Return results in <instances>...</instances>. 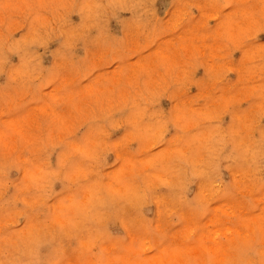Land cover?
Masks as SVG:
<instances>
[{
	"label": "clouds",
	"instance_id": "1",
	"mask_svg": "<svg viewBox=\"0 0 264 264\" xmlns=\"http://www.w3.org/2000/svg\"><path fill=\"white\" fill-rule=\"evenodd\" d=\"M264 0H0V264H264Z\"/></svg>",
	"mask_w": 264,
	"mask_h": 264
},
{
	"label": "rangeland",
	"instance_id": "2",
	"mask_svg": "<svg viewBox=\"0 0 264 264\" xmlns=\"http://www.w3.org/2000/svg\"><path fill=\"white\" fill-rule=\"evenodd\" d=\"M261 39L264 40V36H262Z\"/></svg>",
	"mask_w": 264,
	"mask_h": 264
}]
</instances>
